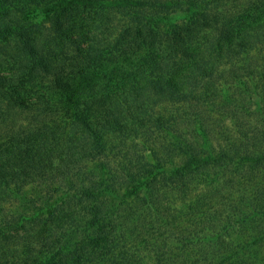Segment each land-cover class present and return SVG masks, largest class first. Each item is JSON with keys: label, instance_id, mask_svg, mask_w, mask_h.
Segmentation results:
<instances>
[{"label": "trees", "instance_id": "16d2710c", "mask_svg": "<svg viewBox=\"0 0 264 264\" xmlns=\"http://www.w3.org/2000/svg\"><path fill=\"white\" fill-rule=\"evenodd\" d=\"M248 1L0 0V264H264ZM207 179V225L166 208Z\"/></svg>", "mask_w": 264, "mask_h": 264}, {"label": "rangeland", "instance_id": "374dc122", "mask_svg": "<svg viewBox=\"0 0 264 264\" xmlns=\"http://www.w3.org/2000/svg\"><path fill=\"white\" fill-rule=\"evenodd\" d=\"M229 1H231L230 6L227 5L229 8H232L233 1L234 2H238V1L246 2L244 7L247 6V2L251 3L248 0H229ZM256 3H259V2H256ZM256 3L253 2L252 4H249V7H255ZM262 28H264V25ZM216 116H217V118H215L213 129L216 132V130H218L220 128V129L224 130V133H225L227 125L231 127L232 122L227 117L224 118V117H219L218 115H216ZM215 138H216V134L214 137H213V135H211V141L213 144L216 143ZM224 138H225L224 135L218 134V139L220 141L221 140L223 141ZM233 170L235 173V174H233L234 178H235V176L237 175V172L235 169H233ZM233 170L230 169L229 171H231L233 173ZM228 175H229V172H228ZM201 179H203V176H201ZM257 179H259V178H257ZM213 185H215V184L207 179L206 182L205 181L203 183L201 182V185L196 186V188L194 187L195 189H192L191 193L189 192L190 198H188V199L190 201L188 200L189 201L188 203H190V205H184L178 211H174L172 208H169V207H166V208H168L171 213L177 214V217L180 221H183V220L189 221L191 224H196L195 222L199 221V222H202V224L207 225L206 222L211 221L210 214H204L201 216L202 212L208 213V211L206 209L209 206L216 205L217 203H220V201H218V197L213 194L214 193ZM223 192H224V190H223ZM196 193H200V195L194 196ZM203 193L206 195H204ZM165 195H166V197H168V200H170L172 198V195L169 192H167ZM232 201H235V200L233 199ZM230 203L226 205L227 208H229ZM165 205H166V202H165ZM222 211L224 214H227V213L232 214L233 213V209L231 207H230V210H228V209L224 210V208L220 209V212H222ZM194 213H196V214H194ZM175 214H172V215L175 216ZM167 215H168V213H167ZM172 215H170V216H172ZM145 231H146V234L149 235L147 228ZM158 234L159 233H155V236ZM156 251H157V249H155L154 254H159L160 259H161V263H164L165 260L168 261V256H169L168 253H166L165 251H162V250L158 251V252H156ZM174 254H177V253H174ZM173 259H174V261L172 260V262H170V264H178V261L180 262L179 264H182L181 259L179 257L173 256ZM255 264H261V263L257 262Z\"/></svg>", "mask_w": 264, "mask_h": 264}]
</instances>
